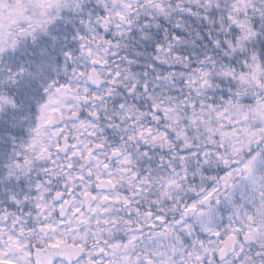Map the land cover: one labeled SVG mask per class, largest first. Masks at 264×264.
Returning a JSON list of instances; mask_svg holds the SVG:
<instances>
[{
	"label": "snow or ice",
	"instance_id": "obj_1",
	"mask_svg": "<svg viewBox=\"0 0 264 264\" xmlns=\"http://www.w3.org/2000/svg\"><path fill=\"white\" fill-rule=\"evenodd\" d=\"M0 264H264V0H0Z\"/></svg>",
	"mask_w": 264,
	"mask_h": 264
}]
</instances>
